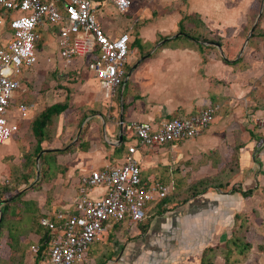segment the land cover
Segmentation results:
<instances>
[{"label":"crops","instance_id":"0c3cea01","mask_svg":"<svg viewBox=\"0 0 264 264\" xmlns=\"http://www.w3.org/2000/svg\"><path fill=\"white\" fill-rule=\"evenodd\" d=\"M136 1L140 3L142 0ZM136 1L132 0V7ZM182 1L186 5L185 9L164 24L158 25L164 22L160 15L153 22L140 27L136 31L139 40L152 43L159 38L182 36L176 35L180 22L187 34L206 40L217 37L220 45L212 41L199 42L202 47L198 48L190 39H187L188 43L169 42L175 39L173 37L165 41L161 48L140 59L131 57L133 53L129 54L128 51L127 63L134 61L135 64L126 73V79L116 88L113 95L105 94L102 89L99 91V101L103 102L99 108L100 115L92 116L98 122L88 123L90 125L88 131L81 138L78 136L79 140H72L73 144L69 151L55 156V169L51 172L55 175L47 185L48 188L53 187L51 192L47 193V196L43 191L28 192L10 196L9 199L18 197L20 201L30 203L35 216L40 218L69 210L79 193V179L92 170L119 164L126 148L134 144L135 139L126 129L129 123L158 124L161 121L192 115L207 106L216 105L218 109L212 122L194 140L167 143L157 149L161 150L159 151L161 155L168 153L172 158L176 157L171 162L173 164H161L166 165L164 168L158 166L156 149L139 148L134 157L138 162L139 178L142 183L160 182L173 185L172 170L176 169L182 178L190 175L189 181L214 176L217 184L230 188L221 192L214 188L204 191L193 198H188L178 208H172L173 204L167 205L164 214L162 212L158 214L160 208L158 202L147 204L144 210L145 219L134 227H129L125 223L111 224L100 236L101 240L109 235L118 239L119 235L127 234L133 237L132 243L135 244L133 249L138 250V255L143 256L145 253L146 257H150L149 236H154V240L159 242L163 240L162 236H169L170 239L178 233L179 240L176 244L188 253L196 246L192 243L199 242L197 244L202 248V244L214 245L222 241L221 235L227 232L233 214L240 207L239 199L242 198L239 193L231 192L233 183L241 187L242 191L252 190V195L248 199L264 200V44L260 36L264 31V0ZM95 2L98 3L96 17L104 31L111 36L121 33L122 31L115 33L112 23H108L112 22L113 18L102 21L104 12L99 9L111 4L110 0ZM156 5L158 11L169 10L165 15L167 16L170 12H178L181 1L161 0ZM128 13L129 11L124 15ZM136 21L137 19H128L124 30L131 28L132 33ZM253 25V31L248 36ZM133 37L132 34L131 41ZM209 43H217L219 48ZM52 70L57 78L65 79V76L56 72V69ZM76 70L79 71L75 67L72 70L74 75L82 71L76 73L74 72ZM31 73L35 74L33 69L24 75L26 84ZM91 80L97 84L92 75ZM127 82L130 83L128 93L122 96ZM23 95L18 93L15 97H18L19 101ZM14 99L12 98L13 105L20 103ZM85 120L87 122L88 118ZM23 121L26 124L30 122ZM122 137L124 141L121 144ZM226 150L237 152L239 164H174L194 152L215 151L224 154ZM149 151L154 152L153 157ZM148 170L151 173L145 174ZM57 171L61 173H55ZM48 173L46 172V180L50 177L47 176ZM251 183L252 187L245 186ZM22 186L25 189V186ZM85 193L96 196L101 193V189L87 188ZM225 202L229 204L225 206ZM154 207L157 210L149 212ZM21 217L14 218L13 222L19 221L22 224ZM149 217H152L153 222L146 232L141 233L142 230L139 231L138 226ZM39 219L34 220L36 225L31 224L32 229L26 231L24 237L11 239L8 233H4L5 229L2 230L0 264L34 263L35 256L30 252V247H38L42 240L43 243H47L49 236L39 225ZM7 223L8 218L5 220L6 228ZM8 225L13 226V223ZM127 251H120L121 256L127 255ZM133 256L132 260H135L136 254ZM139 259L140 256L136 260ZM185 261L178 264H192ZM83 264L94 262H88L86 256ZM149 264L156 263L153 260ZM196 264H199V255Z\"/></svg>","mask_w":264,"mask_h":264},{"label":"built area","instance_id":"2783aa9c","mask_svg":"<svg viewBox=\"0 0 264 264\" xmlns=\"http://www.w3.org/2000/svg\"><path fill=\"white\" fill-rule=\"evenodd\" d=\"M110 2L122 15L133 5L132 0ZM97 11L95 0H0V26L10 31V37L0 43V143L19 131L13 112L21 120H30L35 110L31 102L13 105L12 98L16 91L21 95L27 92L22 79L38 62L44 45L36 50L41 34L54 38L53 68L65 78L69 79L75 64L85 61L93 79L107 95H113L126 79L131 28L111 36L97 20ZM47 61L52 62L48 58ZM217 109L218 106L210 105L195 114L158 124L129 123L126 129L135 142L126 148L122 161L82 176L78 196L70 209L39 219V225L49 236L44 256L37 264H83L89 245L111 224L134 227L145 219L146 205L163 200L173 188L172 184L160 182L142 183L135 152L139 148L157 150L167 143L195 138L212 122ZM0 186H8V180L0 177ZM87 188H99L101 193L89 196L85 193ZM30 252L36 257L38 247L31 246Z\"/></svg>","mask_w":264,"mask_h":264},{"label":"rangeland","instance_id":"374dc122","mask_svg":"<svg viewBox=\"0 0 264 264\" xmlns=\"http://www.w3.org/2000/svg\"><path fill=\"white\" fill-rule=\"evenodd\" d=\"M142 1L140 3L136 1V4L129 10L128 15H121L117 13L110 3L107 4V7L104 9L100 7L99 11L104 12V18L102 21L111 20V18H113L114 20L108 23H112L111 26L114 27V32L116 33L118 31H123L124 28L127 27L125 24L128 19H137V23L132 27V34L134 36L140 27L144 26V24L147 25L149 22H153L160 15L164 22L158 23V25L164 24L169 18L171 19L175 17L186 7L185 3H183L182 0H179L181 1V5L178 12L173 11L165 16L169 10L159 9L158 11V6L156 5L161 0H144L146 1L144 3ZM97 14L98 11L96 15ZM9 37V29H6V26H0V43L3 42L4 38ZM210 40L212 42H219L217 37H212ZM141 41L142 49H139L137 46L129 48V54L133 53L131 57L139 58V55L148 54L150 52L152 53L155 49L157 50L161 48L163 44L162 43L159 46H156V44L160 42V38L156 39L152 43L143 42V40ZM169 42L188 43V40L185 37L179 36L176 39H171ZM53 43V37L49 35L44 36V45L39 55V61L37 65L33 67V72H35V74H30L31 76L28 77L29 81L27 84L25 83L26 79H23V84L27 87V92L24 94L27 96L26 102H31L35 106V110L31 113L30 121L41 110H43L44 107L62 102L65 96L68 97V110L58 117H53L51 123L45 130L46 139L40 144V148L42 150H62L65 147L69 148L73 144L71 143L73 139H76V141L79 140L81 136L88 131L90 127L88 123L98 122V120L93 117L100 115L99 108L103 103L102 101H99V91L101 90V87L91 80V73L88 71L85 61L81 64H75L73 66V68L78 67L82 70L77 78L73 79L72 77L74 74L72 73L68 75L70 80H66L67 78H57L55 76V73L52 70L53 65H55V62H53L55 59V48ZM47 58L51 59L52 62H48ZM134 64V61L127 63L125 67L126 73L133 67ZM19 78H21V75H19ZM129 86L130 83L127 82L125 90L121 93L122 96H125L126 93H128ZM135 88L137 90V86ZM18 93L19 92L17 91L14 93L13 98H15V102L18 101V97H15ZM116 93L118 94V90ZM86 117L88 118L87 122L85 120ZM12 118L17 124L19 131L16 135L11 136L12 138L0 143V177L8 180V186L5 188L11 192V196L40 191H43V193L47 196V193L51 192L53 189V187L48 188L47 185L55 175L54 173H51L55 169V156L63 152L51 151L42 153L39 159L41 158L40 160L44 161L48 158H52V152H54L55 155L53 161L45 162V164H39L38 159V162L36 163V157H34V154L32 153L35 143L29 130L30 122H27L26 124V122L19 119L14 112L12 113ZM194 139L195 138L189 140ZM159 151L161 150L155 151V155L158 158L156 161L158 166L160 165L161 168H164L166 165L161 164H173L171 162L172 160H175L176 157L172 158L168 153L161 155ZM149 153L153 157L154 152L149 151ZM174 164H239V162L237 152L226 150L224 154L215 151L212 153L194 152L189 154L187 158H184L183 160H177ZM36 170L38 172L37 180L45 171L47 173L49 172L47 176L50 177H47L48 180L44 177L45 179L42 182L33 186L37 182ZM55 173H61V171H57ZM149 173H151V171H145V174ZM24 174H26L29 178V185H24L21 181V176ZM172 176L173 189L166 196V198L163 199V201H166L165 204L158 202V205L160 206L158 214L161 212L164 214L166 212L165 206L167 205L173 204L174 207L172 208H178L180 207L179 205L185 202L188 198H193L195 195L211 190L212 188L216 190L219 189L220 192L227 191L230 188L226 187V185L223 186L217 184V182L214 181V176L202 178L200 180L192 179L189 181L190 175H186V177L182 178L176 169L172 170ZM201 180L204 181V184L202 186L197 185V182ZM41 184L43 185L41 186ZM22 185L25 186V189ZM245 186L252 187V183ZM240 188L241 187L237 186L235 183H233L231 187V189L236 190ZM12 192L17 193L13 195L14 193ZM261 195L263 196V193H261ZM239 202V206L241 208H237L236 213L233 214L227 232L224 234L218 233L219 235L222 234V241L220 243L214 245L209 243L205 246L202 244V248H200V245L197 244L199 242H195L192 243L193 245H196L194 246L195 248H192L190 252L185 253V251L180 248L181 246L176 244V241L179 240L178 233L170 239L169 236H162L163 240H160L159 242L154 240V236H149L150 241L148 242L150 243V250H148V253L151 255L150 257H146L145 253L141 256L140 254L138 255V250L133 249L135 246V244L132 243L133 237H129L127 234H124L119 235L118 239H116L113 235H109L106 239L105 237L102 238V240L100 238L90 244L85 256H88V262L93 261L94 264H145L146 262L149 264V262L153 260L156 264H178V262H183L185 260V262L196 264L198 255L200 259L201 253H206L208 250L206 253V261L212 262V264H214V262L216 264H264V200H257L255 198L252 200L250 198L248 199L242 197L239 199ZM228 204V202H225L224 205L227 206ZM32 209L34 208L30 203H24L17 200V198L8 201L7 208H3L0 205V214L7 215L8 223H13V226L8 225L7 223V228L3 226V229H5L4 233H8L9 238L13 239V237H15L17 239L18 236L24 237L26 231L32 229L31 224H33V226L36 225V221L34 222V220H37L38 216H35V212ZM155 210H157V208L154 207L150 209L149 212H154ZM28 213L30 215H28ZM236 215H238V222L242 224V228L245 227V231L241 229L238 230L235 226L233 217ZM18 217H21L23 220L22 224L19 221L13 222L14 218L17 219ZM152 222V217H149L146 221L140 224L141 226H138V230H142L141 233L146 232ZM218 234H213V236ZM1 236L2 232H0V237ZM233 238H235V245L232 244ZM228 240H230L229 243H227ZM244 243L249 244L250 248L245 249L243 247ZM123 250H128L127 255L121 256L120 251ZM134 254H136V257L135 260H132ZM139 256L141 259L136 260Z\"/></svg>","mask_w":264,"mask_h":264},{"label":"trees","instance_id":"16d2710c","mask_svg":"<svg viewBox=\"0 0 264 264\" xmlns=\"http://www.w3.org/2000/svg\"><path fill=\"white\" fill-rule=\"evenodd\" d=\"M178 26H179V28H178L177 33H181L182 37H185V38L190 39L193 42H195V44H196V46L198 48L202 47L201 43H199V42H211V40L199 39L198 37H194V36H191V35L187 34L182 29V25L180 24V22H179ZM260 36L263 38V44H264V31H262ZM178 37H175V39L178 38ZM161 39H163V38H160V40ZM43 40H44V36L41 34V38H40L39 42L37 43V47H36L37 51L40 50V47L43 44ZM217 43L220 45L219 42H217ZM163 45L164 44H162V46ZM134 46H137L139 49H142L141 41L137 37L136 33L134 34L133 40L129 44V48H133ZM143 56H147V54L139 55V59L142 58ZM26 98H27V96L23 95L21 98H19L18 102H26L27 101ZM67 110H68V97L65 96V98H64V100L62 102L54 103V104H51L49 106L44 107L43 110H41L34 118H32V120L29 123V130H30V133L32 135V138H34V143H35V146H34V149H33V152H32L34 154V157H36V155L40 151H42V149L40 148V144L43 141H45V139H46L45 130L49 126V124L51 123L52 118L53 117H58L59 115H61L62 113H64ZM123 141H124V138L122 137L121 144L123 143ZM121 144L118 147V150H120ZM54 151L55 152H67V151H69V148H65L64 150L62 149V150H54ZM52 153H53L52 158H48V159H46L44 161H41L40 160L41 158H40L39 159V164H45V162H48V161L52 162L53 158H54V155H55L54 152H52ZM48 164H50V163H48ZM45 175H46V171L40 176V178H38L37 182L33 186H36L38 183L42 182L44 180ZM28 180H29V178H28V176L26 174L21 176V181L23 182L24 185H26V184L29 185ZM203 184H204L203 180L197 182V185L202 186ZM5 187L6 186H0V202H4L6 199H9V197L11 196V192H9ZM231 192L239 193L241 195V197H243V198H248V197H251V195H252V190L251 189H247L245 191H242L241 188L237 189V190L236 189H231ZM12 193H14L13 195H15L17 192H12ZM8 195H10V196H8ZM17 200H19L18 197H17ZM160 202L163 203V204L166 203V201H163V200H161ZM7 206H8V203L4 204L2 207L3 208H7ZM44 216H46V215H44ZM237 216L238 215L233 217V221H234L235 226L237 227L238 230L241 229V230L245 231V227L242 228V224L238 222V217ZM7 218H8L7 215L1 214V217H0V232H2L3 226H5V220ZM39 218L40 217H38V219ZM2 222H3V224H2ZM234 241H235V238H233V240H232V244L233 245H235ZM229 242H230V240H228L227 243H229ZM7 245L8 246H12L11 244H7ZM243 247L245 249H249L250 245L247 244V243L246 244L244 243ZM46 248H47V243H43V240H42L40 242L39 246H38V252L36 254V257L34 259V263L33 264H37L38 261L43 258L44 253L46 251ZM207 251H206V253H207ZM206 253H204V252L201 253L200 259H199V264H212V262L206 261Z\"/></svg>","mask_w":264,"mask_h":264},{"label":"water","instance_id":"95a60500","mask_svg":"<svg viewBox=\"0 0 264 264\" xmlns=\"http://www.w3.org/2000/svg\"><path fill=\"white\" fill-rule=\"evenodd\" d=\"M259 15H260V13L258 14L257 17H259ZM254 25H255V24H254ZM254 25L251 27L248 36H249V35L251 34V32L253 31ZM176 35H182V34L178 33V34H176ZM173 37H175V36H171L170 38H173ZM170 38H166V39L161 40L160 42H158V43L156 44V46H159L160 44L164 43L165 41H167V40L170 39ZM209 44L215 46L216 48H219V45H218L217 43H209ZM51 151H54V150L46 149V150H42V151H40V152L37 154L36 158H35V162H36V163L38 162V159H39V157H40V155H41L42 153L51 152ZM37 177H38V172H37V170H36V180H37ZM36 180H35V181H36ZM33 182H34V181H33ZM12 199H13V198H12ZM10 200H11V199H7V200H5L4 202H0V205L2 206L3 204L7 203V202L10 201ZM0 216H1V214H0Z\"/></svg>","mask_w":264,"mask_h":264}]
</instances>
